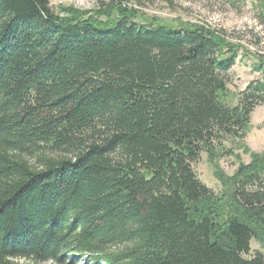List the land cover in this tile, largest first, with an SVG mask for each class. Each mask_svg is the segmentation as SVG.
<instances>
[{"label": "trees", "instance_id": "16d2710c", "mask_svg": "<svg viewBox=\"0 0 264 264\" xmlns=\"http://www.w3.org/2000/svg\"><path fill=\"white\" fill-rule=\"evenodd\" d=\"M128 1L0 0V264H264L245 257L264 250V151L244 143L264 59L234 94L240 43Z\"/></svg>", "mask_w": 264, "mask_h": 264}, {"label": "rangeland", "instance_id": "374dc122", "mask_svg": "<svg viewBox=\"0 0 264 264\" xmlns=\"http://www.w3.org/2000/svg\"><path fill=\"white\" fill-rule=\"evenodd\" d=\"M121 0H51L53 9L57 12L61 6H75L81 10L98 9L103 4ZM129 0L127 7L137 14V20L157 19L164 23L182 22L206 24L216 30H224L232 41L243 46L239 56L230 71L229 89L234 94H240L253 82L262 81L263 74L256 67L260 59H264V18L260 0ZM264 1V0H261ZM260 41L259 44H257ZM251 129L244 143L251 152L264 151V103L258 105L251 116ZM246 164L251 162V156L243 150L236 151ZM219 167L232 176L240 165L236 158H224ZM199 179L215 194H221L223 187L215 178L214 166L210 164L208 155L201 154L200 159L193 164ZM257 253H263L262 246L255 240L251 242V251L246 258ZM19 264H34L21 260ZM66 264H78L68 261ZM87 264H92L88 262Z\"/></svg>", "mask_w": 264, "mask_h": 264}]
</instances>
